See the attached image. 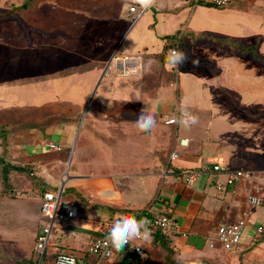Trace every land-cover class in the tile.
Returning a JSON list of instances; mask_svg holds the SVG:
<instances>
[{
    "label": "crops",
    "instance_id": "crops-1",
    "mask_svg": "<svg viewBox=\"0 0 264 264\" xmlns=\"http://www.w3.org/2000/svg\"><path fill=\"white\" fill-rule=\"evenodd\" d=\"M200 2L155 0L153 6L143 8L137 0H0V113H5L0 118V157L22 168L12 169L15 174L11 177L17 180L8 198L30 200L34 196L40 202L41 193L57 190L60 178L55 162L58 164L65 149L80 138L92 145L91 154L96 148L94 152H105L106 159L111 147L120 146L118 157L109 160L105 168H95L90 180L81 175L68 179V195L76 192L85 204H78L77 226L58 225H65L67 232H54L53 239L64 238L62 245L53 243L56 249L73 253L86 264H138V260L155 254L163 259L158 264H167L165 259L174 264L181 257L199 263L219 260L225 253L239 259L255 249L264 251V240L258 242L261 234L256 233V227L264 222L256 224L254 230L249 228L247 234L245 227L233 251L207 245L216 226L235 221L241 211L250 210V221L256 208H250L246 199L251 183L262 187L264 193V2L230 0L232 4L223 9ZM262 2V8L258 7ZM130 6L135 10L130 11ZM179 14L184 17L178 21L184 27L183 51L189 60H199L198 66L188 61L196 72L191 77L193 84L183 82L196 99L188 101L193 112L187 110L200 114L198 123L188 127L179 123L181 107L171 92L154 91L165 79L176 88L180 68L187 64L173 69L167 63V49L173 44L163 51H152L154 36L159 40L177 31H169L168 25ZM138 21L145 23L131 36L133 51L117 54L121 38L126 35L125 41ZM112 56L119 60L139 57L138 73L119 74ZM56 65L58 84L53 79ZM44 66L50 71L48 78L43 76ZM28 71L38 79V75L46 78L47 90L39 91L40 98L49 101L41 100L38 106H52V114L34 121L27 116L13 125V121L8 122L6 107L37 105L22 100V78ZM141 111L154 114L155 125L148 131L137 127ZM173 115L178 117L175 124L163 122ZM227 130L242 136V149L249 151L245 156L255 164L249 168L254 176L248 184L219 191L215 181L224 177L212 172L213 163L242 166L230 164L238 158L218 138ZM49 142L62 149L54 151L47 146ZM172 152L178 157L171 159ZM189 170L199 174L192 184H185L183 172ZM91 195L102 203L86 204ZM118 212L172 217L175 230L163 233L169 248L154 242L151 233L143 256L125 247L115 250L109 259H90L86 249L89 241L105 234V227L114 224ZM37 237L32 235L29 248L15 255L12 264H35ZM171 252L174 260L168 258ZM51 263L52 257L43 264Z\"/></svg>",
    "mask_w": 264,
    "mask_h": 264
},
{
    "label": "rangeland",
    "instance_id": "rangeland-1",
    "mask_svg": "<svg viewBox=\"0 0 264 264\" xmlns=\"http://www.w3.org/2000/svg\"><path fill=\"white\" fill-rule=\"evenodd\" d=\"M261 1L264 2V0H261ZM263 2L257 6L262 8ZM231 4L232 3L230 2L227 6H223V7H219V8L223 9V8L228 7ZM151 10H153V9H151ZM176 13H174V14H176ZM144 17H145V15H143L139 20L143 19ZM181 20L183 21L184 17H182V15L179 14L178 18H175L172 23H169V25H168L169 31H174L176 28H178L177 31L175 30L173 35L172 34L168 35V36H166V38L163 37V39H159V40H157L156 37L154 36L153 41H152L154 48L152 51H154V52L158 51V50L163 51L170 44H173L174 46L175 45L178 46L183 51V39H182L183 35L182 34H184V32L182 29L184 27L182 26V24H179V22H178ZM144 23H145L144 21H140L137 25L135 23L134 24L135 29H133L131 35L125 41H124V39H125L126 35L121 38V40L117 46V54H122L128 50L133 51L134 45L130 43L131 36L136 31L141 29V27L144 25ZM181 36H182V38H181ZM61 40H63V39H61ZM150 49L151 48H149V50ZM251 49L255 50V48H251ZM189 61L192 62L191 59ZM189 63L190 62H187L186 66L184 68H180V71L178 74L179 75L178 84H177L176 88H172L170 85H168V79H165V80L159 81L160 85H158L154 89L155 93H160L162 90H166L167 92H171V96L176 101L178 100V104L180 107L182 105H184L185 102L187 101V108H188V105L192 104L191 102H188V101L196 100L193 97L192 93L189 90H186L185 86H184V83L189 84V85L193 84L191 77L196 73L195 70L193 69V67H191V65ZM51 66H52V64H51ZM64 66L67 69H71L73 67V66H67V65H64ZM44 67H42V72L46 73V74H44L43 76H46V78H48L50 71H48V68H46V67L44 68ZM59 72L60 71H59V69H57V65H56L55 70L53 72V75L55 77L53 76V79H54V83H57V84H58L57 74ZM28 73H29V75H25L24 78H22V80L24 81V83L22 84V87H21V88H24V89H22V95H24L22 97V100L25 102L27 101L29 103H34L37 105L32 104L31 107H28V108L24 107V108H19V109L15 108L13 106L6 107V108H8L9 113H10V118H9L10 120L8 119V122L13 121L14 122V123H12L13 125L15 123H17V121L19 119H21V118L24 119L27 116H31V118H27V119H32V121H34L36 119L43 118V116L45 118L46 116L48 117V115L52 114V106L48 105V106H44L42 108H39V106H38V105H40L38 103L41 100L49 101V100H47V98H44V97L40 98V97H42V94L40 91H43V90L45 91L48 88L46 81H45L46 78L42 79L41 78L42 76L38 75L39 76V79H38L34 72L28 71ZM155 99L158 100L159 97L155 98ZM191 106H193V105H191ZM190 109L191 108H188V110H190ZM191 111H192V109H191ZM4 114L5 113H0V118ZM199 115H197V116L195 115V116L199 119ZM219 127H223L221 125V122H219ZM218 138L224 142L225 149L228 152H231L233 155H235V157L238 158L235 161L231 160V161H234V162H230L231 165H233V166H237V165L243 166L244 165V167L251 168V169H252V167L255 166L254 161L251 158L247 159L245 156L246 154H249V151L242 149L243 148L242 147V136L240 134H238L237 132L232 131V130L221 131L219 133ZM81 140H82V138H80L75 145H73V143L71 145H69V148L65 149V151L63 152L61 159L60 158L57 159V161H59V159H60L59 163L57 164V162H55V164L57 166H59L57 168L58 178L62 175V173L66 170V168L67 169L69 168V171H66L64 178L69 179L71 175L72 176L73 175H81V176L86 177L87 178L86 180H90L89 177L92 174L96 173L95 172L96 170H94L95 168H97V169L98 168L99 169L105 168V165L108 164L109 160L111 161L112 159H116L118 157V152L120 150V148H119L120 146H118L117 148L111 147L110 154H109L110 158L106 159L107 154L105 152H102V153L94 152L96 150V148L94 149L93 153L91 154L90 149L91 148L93 149L92 145L88 142V140L85 141V143H82ZM47 146H48V144H47ZM58 146H59V149H53V150L59 151L60 149H62V147L59 144H58ZM69 160H70V166L68 164ZM28 169H30V167H28ZM12 174H15V172L12 170V168H10L9 171L6 172V174H3L2 171H0V258L2 260L1 261L2 264H12L13 263L12 260L15 259V257H14L15 255L23 254L24 251H26L29 248L30 239H31L32 235L34 237L38 236V229H39L40 225L43 223V221H45V219H46V215H44V213L42 212V210L40 208V202L35 201L34 196H33V199H30V200L25 198V197H23V198L16 197L14 199L8 198L9 190L11 191V189L16 185L13 183L15 180H17L16 177H11ZM26 175H27V177H29V174H26ZM67 182H69V181H67ZM65 183H66V181H65ZM60 185H61V182L59 179V180H57V186L60 187ZM254 185H256V184H254ZM257 186H259V185H257ZM24 189H25V187H24ZM72 193L73 194H71L72 196H70V197H73L72 199L76 200L77 199L76 198L77 193L74 191ZM41 194H40V196H41ZM84 194L85 193H83V195ZM86 196H88V194H86ZM63 197L66 198V193L64 194ZM88 198H89L88 200L90 202H86V204L87 203L96 204V202L102 203L100 201V199H98L97 197H94V195H91ZM76 202L78 204H85V202L81 198H78ZM263 222H264V203H263V205L256 207L253 210V214L250 218V221L246 225V227H247L245 230L246 234H247L249 228H250V230H254L256 224L263 223ZM69 224L73 225V226H77L78 220L71 219L69 221ZM82 226H84V225H82ZM65 228H66L65 225L61 226V227L57 225V228L55 229V231L57 233H62V232L65 233V232H67V229H65ZM257 235H258V233H257ZM263 235H264V233H263ZM63 242H64V238L62 236H57V238H54V239L52 237V242L46 249L45 259L43 260V263H45L48 260V258H51V257L53 260L54 255L58 251H66V250H61V249L59 250L58 246H57V249L55 248L54 244L62 245ZM263 245H264V243H263ZM161 251L162 250H160L159 252H161ZM234 252H230V253H234ZM173 253L174 252H171L170 254H168V258H170L171 260H174V258H175V257H173L174 256ZM80 254L83 255V252H81ZM88 255L90 256V259H98L97 255H95V254L88 253ZM166 258H167V256H166ZM158 260L159 261L163 260L162 256L161 255L157 256L155 254L146 260H143V259L138 260V262H139L138 264H158ZM165 260L168 264L169 260H167V259H165ZM34 262H35V264H39V257L38 256L35 257ZM256 262H257V264H264V251L263 250L260 251L259 249H255V251H253L250 256H249V253H246L239 259L236 258L235 254L231 255V254L225 253L223 256L219 255V260L213 261V260L205 259L204 261H201L199 263L198 262L195 263L193 261V262H191V264H256ZM161 264H164V263H162V261H161ZM169 264H171V263H169ZM174 264H180L179 259H177V261Z\"/></svg>",
    "mask_w": 264,
    "mask_h": 264
},
{
    "label": "built area",
    "instance_id": "built-area-1",
    "mask_svg": "<svg viewBox=\"0 0 264 264\" xmlns=\"http://www.w3.org/2000/svg\"><path fill=\"white\" fill-rule=\"evenodd\" d=\"M201 1L203 3L211 4L215 7H223L227 6L230 0H196ZM130 11L135 10V6H130ZM170 49H178V46H171L167 49V55ZM139 58V57H138ZM138 58H125L119 60L118 57L112 56L111 62H114L116 65V69L119 71V74L124 75L121 66L127 67L129 64H132L136 67V73H138V63H136ZM109 61V63H111ZM176 69L177 67H173ZM178 121V117L176 115L167 116L163 118V122L165 124H175ZM187 140H180V143H186ZM48 146L52 149H59L57 143L49 142ZM178 157L176 152H172L170 154L171 159H175ZM211 170L216 175H222L224 180H220L219 178L215 181V187L217 190L222 191L226 186L238 184V183H250L253 176L254 171L244 167H229L225 164L214 162ZM66 170L59 177L61 185L57 190L51 191L47 190L43 192L40 196V208L44 215H46L45 221L41 224L40 231L38 237L36 239L34 245V251L36 255L39 257V264H43V260L45 259L46 249L51 244L53 234L57 225L68 224L71 219H74L78 216V203L72 198H64V189L67 185L68 179L64 178ZM199 172L196 170H189L183 172V182L185 184H192L196 181ZM68 176V175H67ZM66 181V183H65ZM247 203L250 208L259 207L264 203V193L260 186L254 185L251 183L250 191L246 195ZM139 213L132 214L130 216H135L137 220L146 219L148 221V227L150 230H161L162 232H171L175 230V222L173 218L167 214H158L154 217L147 218V216L142 215L139 217ZM144 216V217H143ZM250 216V210H243L240 212L239 216L233 222H223L216 226L214 236L207 241V245L209 248L216 247V244L223 251H233L239 243L241 242L243 231L248 223V219ZM110 227H105V234L92 238L88 245L87 251L88 253L95 254L100 260L109 259L115 249L111 247V245L106 241V236L108 234ZM256 233L262 234L264 233V226L258 225L256 227ZM140 240H134L128 243L125 247H130L132 252L139 256H143L146 252L143 247L139 250L136 248L141 243ZM107 245V247H105ZM61 256H66L72 258L75 261V264H86L84 261L79 260L77 256L71 252L67 251H58L52 260L51 264H57L58 259Z\"/></svg>",
    "mask_w": 264,
    "mask_h": 264
},
{
    "label": "clouds",
    "instance_id": "clouds-1",
    "mask_svg": "<svg viewBox=\"0 0 264 264\" xmlns=\"http://www.w3.org/2000/svg\"><path fill=\"white\" fill-rule=\"evenodd\" d=\"M137 2L143 8H148L154 5L155 0H137ZM189 61V56L186 52L179 49H170L167 55V63L173 67L179 68L181 65ZM192 63L194 66H198V58L193 57ZM121 70L124 75L136 74V67L129 64L127 67L121 66ZM137 100L139 98L137 97ZM181 118L179 123L185 127L195 125L198 123V118L187 110V101L180 108ZM137 127L141 130L148 131L150 127L155 125L154 114L145 115L142 111L136 119ZM151 231L148 227V221L146 219L137 220L135 216H128L122 212L115 214L114 224L110 227L106 236V241L116 251H123L125 246L134 240H140L143 243L137 246L139 250L141 247H145L150 241ZM107 247V245H105ZM57 264H75L72 258L61 256ZM180 264H191V261L185 257L180 258Z\"/></svg>",
    "mask_w": 264,
    "mask_h": 264
},
{
    "label": "trees",
    "instance_id": "trees-1",
    "mask_svg": "<svg viewBox=\"0 0 264 264\" xmlns=\"http://www.w3.org/2000/svg\"><path fill=\"white\" fill-rule=\"evenodd\" d=\"M200 3H203V2H200ZM203 4L206 5V6H212V7H215V6L211 5V4H207V3H203ZM2 135H3V137H4V134H3V133H2ZM0 165H1V171H2L3 174H6V172L9 171L10 168L14 169V168L16 167L17 169H22L21 167H17V166H12V165H10L9 163L5 162L4 159H3L2 157H0ZM13 167H14V168H13ZM8 168H9V169H8ZM69 190H70L69 188H68L67 190H66V188H65V190H64V194L66 193V197H67V198H73V197H70V196L68 195V191H69ZM46 191H47V190H46ZM66 191H67V192H66ZM79 197H80V196L77 194V198H79ZM76 200H77V199H76ZM142 214H143V213H142ZM142 214H140L139 217L142 216ZM149 229H150V227H149ZM151 233L154 234V242L158 243L163 249H166V250H167V249L169 248V247H168L167 240H166V238H165L164 235H163L164 232H162L161 230L157 229V230H154V231L151 232ZM263 240H264V235L261 234L260 237L257 239V241L260 242V241H263Z\"/></svg>",
    "mask_w": 264,
    "mask_h": 264
}]
</instances>
